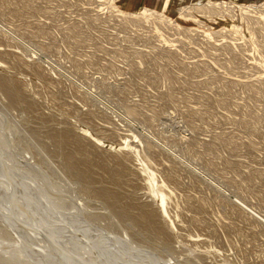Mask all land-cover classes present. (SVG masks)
Wrapping results in <instances>:
<instances>
[{"label":"rangeland","instance_id":"rangeland-1","mask_svg":"<svg viewBox=\"0 0 264 264\" xmlns=\"http://www.w3.org/2000/svg\"><path fill=\"white\" fill-rule=\"evenodd\" d=\"M0 28V159L56 210L82 204L63 237L153 264H264V0H0ZM6 206L26 210L2 255L17 227L51 237Z\"/></svg>","mask_w":264,"mask_h":264},{"label":"bare ground","instance_id":"bare-ground-1","mask_svg":"<svg viewBox=\"0 0 264 264\" xmlns=\"http://www.w3.org/2000/svg\"><path fill=\"white\" fill-rule=\"evenodd\" d=\"M189 6H191V5H189ZM215 6H220V4L218 3ZM198 9H199V7L197 8V6L194 5V10L198 11ZM201 9H204V8H201ZM241 13L244 15L243 16L244 20L251 22V20H250L251 16H249V14H250L249 10H247L245 8H241ZM0 31L3 32L6 37H8V38L11 37L9 35V33L4 32V29L0 28ZM126 119H128V118H126ZM0 150H1V148H0ZM23 160L27 163L28 162L31 163V161H32L31 159H29V155L24 156ZM3 168L5 169L7 176H9V177H6V179H3L2 180L3 182H1V184H0V191H1L0 192V233L5 232L7 234V236L10 235L11 233L6 231V229L11 230L12 229L11 226H13V224L15 222L12 219H8L6 217V216H8V214H7L8 206H6V205H9V204L12 206L18 207L19 209L20 208L25 209V207L30 208L29 210L32 211L33 213L30 212L29 218L25 219L27 222L30 221L32 223V221L33 222L36 221L37 223H39V225H41L42 223L44 225L45 223L49 222V227H52L51 229H54L53 227H55V226H56V228H55V230H52V231H47V232L45 231L51 237H47L45 240L41 241V239L34 237L32 232H29L28 231L29 229H26V227L25 228L22 226L17 227L18 230L24 234L25 238L21 237L20 234H19V236L17 235L19 238L17 240H19L18 242L20 243V246L19 247H13V248L11 247L14 251L12 250L10 252V255H9V253H4V254H6V256L8 254L9 255L8 257H5L4 255H2L0 253L1 257H4L8 261H15L18 264H31L32 261H35L33 263H38L37 260L33 257V255H37V254L42 255L44 257L43 258L44 261L49 260V261L53 262L54 264H113L112 262H110L112 260L115 261L114 263L120 261L123 264H153L152 262L154 260H152V262H151V260H149V258L145 259L144 257L138 258V257L132 256L133 259L132 258L130 259L129 257L124 256L123 254L119 253L118 251L116 252L115 246H113L111 248L114 251L109 249L110 250L109 256H104L103 254H99L97 251H99V249H100L99 248L100 243L98 241L96 243H94L93 241H91V239L89 241L87 239V237H86V239L89 241V244L84 242L83 239H85V237L83 238V237H80L78 235L76 236V235L72 234L71 237L70 236L63 237L64 235H62L63 234L62 232L64 230L61 233H59V231H61L59 229L60 227L64 228V226H66V225H67L66 227H68L70 225V228H71V226L75 227V228L79 227L78 224H75V223L77 221L76 219H78L76 217L78 215V211L83 209L82 204H77V206L74 207V209L72 208V211L70 213H64L65 211L61 212L59 210V208H57V210H56L55 205H53V203L50 202L51 198L49 196H46V197L44 196L45 199L38 198L37 193L39 194V193H41V191L43 192V190H41V188H39V190H36V187L34 186V184L36 182L34 184H28L27 186L23 182L26 179V178H24L25 174H30V172H28V173L25 172V170H27L28 167H23V168L21 167V169H15L14 167H12L9 164H5V163L3 164V162L0 159V174H1V172H4ZM29 178H32V177L30 176ZM2 183H4L5 186H3ZM30 191H32L33 193L35 192L36 195L30 194L31 193ZM40 196H41V194H40ZM10 200L14 201L15 204L12 203ZM17 201H19L20 203ZM25 210L24 211L18 210L17 212L21 214V213L25 212ZM39 219H41V220H39ZM43 220H44V222H43ZM92 225H95L96 226L95 228H98V226L96 224L92 223ZM57 227H59V228H57ZM81 230H82V228H81ZM17 234H18V232H17ZM53 235H61V236L53 237ZM88 238H90V237H88ZM125 238H129V235L125 234ZM34 239H37V243L35 242ZM99 241H100V239H99ZM118 241H120V240H118ZM130 241H131V239H130ZM26 243L28 244V246L26 245ZM35 243L39 246L44 247L43 251L45 253H43L42 251L36 250L35 248H37V247H36ZM119 243H117V246H116V247H118L119 251L124 244L125 245L128 244V243H126L125 239L121 240V243L120 244ZM109 246H111V245H109ZM126 247H128V246H126ZM56 248H58V249H56ZM109 258L112 260H109ZM155 264H158V263H155Z\"/></svg>","mask_w":264,"mask_h":264},{"label":"water","instance_id":"water-1","mask_svg":"<svg viewBox=\"0 0 264 264\" xmlns=\"http://www.w3.org/2000/svg\"><path fill=\"white\" fill-rule=\"evenodd\" d=\"M8 219H17L20 218V216H18V213H9L8 216H6Z\"/></svg>","mask_w":264,"mask_h":264},{"label":"crops","instance_id":"crops-1","mask_svg":"<svg viewBox=\"0 0 264 264\" xmlns=\"http://www.w3.org/2000/svg\"><path fill=\"white\" fill-rule=\"evenodd\" d=\"M137 1V0H136Z\"/></svg>","mask_w":264,"mask_h":264}]
</instances>
